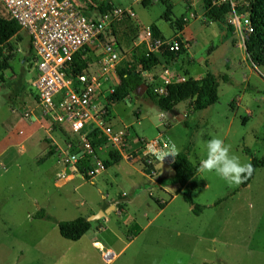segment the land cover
<instances>
[{
	"label": "rangeland",
	"instance_id": "374dc122",
	"mask_svg": "<svg viewBox=\"0 0 264 264\" xmlns=\"http://www.w3.org/2000/svg\"><path fill=\"white\" fill-rule=\"evenodd\" d=\"M72 1L85 10L97 8L102 3L100 0ZM249 1L232 0L236 14L246 17ZM132 2L114 0L123 7ZM134 8L139 24L136 26L140 30L154 25L166 38L182 39L187 49L176 62L163 58L156 69L147 72L144 80L154 93L165 80L172 76L185 78L188 72L194 79L206 71L219 77L228 75L232 83L219 81V101L209 109L194 113L187 105L180 104V112L172 118L160 113L146 93L137 92L111 106L115 127H132L147 141L162 134V139L172 143L171 148L178 153L183 151L191 136L194 148L190 157L197 169L206 156L204 142L211 138L224 140L242 163L249 164L251 160L245 150L254 157L263 158L264 101L252 106H261L255 115L244 109L252 105L253 97L264 100V68L251 62L243 39L235 34L230 24L231 14L227 17L230 28L225 32L206 17L201 0H153L150 6L136 4ZM166 13L172 18L171 24L165 21ZM0 15L8 17L1 4ZM184 19L188 21L184 22ZM128 20L116 25L113 33L126 55L122 66L131 62L138 34L132 22L136 31L127 27ZM179 26L187 37L176 34ZM7 49L3 55L9 56L8 59H0L3 66L0 142L8 136L14 122L22 118L20 109L24 106L34 108L35 91L31 82L36 72L28 35L21 31ZM97 55H83L90 70L97 68ZM191 60L194 63H190ZM165 66L180 69L182 76ZM159 70H163L160 75ZM166 71L169 73L164 75ZM20 78L22 84L15 97L13 89L17 88ZM15 110L17 117H12ZM39 117V112L35 111L32 119L24 121L29 123ZM54 131L59 130L54 127ZM58 136L59 145L38 132L0 155V264H264V169H258L244 189H241V183L228 185L214 173L198 171V187L192 197L195 204L204 209L196 215L182 193L170 186L171 167L161 163L155 166V179L165 189L162 192L143 174L145 171L139 161L127 162L103 146L100 156L104 165L109 161H122L123 164L86 181L69 169L65 170L61 164L60 148L69 151L70 145L74 152L80 153V141L70 134L65 135L66 140L59 133ZM47 145H51L47 157H54L52 172L42 163V152ZM62 173L67 177L64 181L59 180ZM103 196L109 201L112 197L119 202L125 199L123 203L128 206L129 216L136 219L138 226H134V222L125 224L110 212L108 221L105 217L90 222L93 227L88 235L71 242L61 237L56 223L35 219L41 210L59 222L80 217L88 219L105 207ZM162 203L166 205L161 211ZM95 239L112 247L118 257L108 263L92 244Z\"/></svg>",
	"mask_w": 264,
	"mask_h": 264
},
{
	"label": "built area",
	"instance_id": "2783aa9c",
	"mask_svg": "<svg viewBox=\"0 0 264 264\" xmlns=\"http://www.w3.org/2000/svg\"><path fill=\"white\" fill-rule=\"evenodd\" d=\"M134 1L142 4L144 0ZM214 1L231 4L233 14L230 24L245 45V39L254 32L249 15L236 14L232 0ZM0 3L16 20L21 31L28 35L32 48L36 72L31 82L35 91L34 108L27 107L22 112V118L32 119L33 113L38 111L49 125L70 130L80 139V153H74L70 145L69 151L60 149L61 164L65 170L69 169L72 174L83 178L78 164L90 159V166L93 167L89 173L91 177L106 171L99 153L101 148L99 151L94 149L89 139L90 133L97 130L106 138L111 150L128 162L145 160L148 166L153 167L148 177H155L154 162L162 160V156L157 154L171 148V143L162 139L160 134L151 141L139 138L140 148L130 150V128L117 129L107 107L108 96L120 84L118 68L126 60L125 52L113 37V25L125 19L135 26L139 25L136 12L132 8H113L98 18L89 19L72 0H0ZM136 28V48L145 45L148 53H156L163 47H168L171 52L180 50L181 44L177 39L155 38L150 26L141 30ZM80 53L98 54L96 70L78 71L75 61ZM147 76L143 74V78ZM185 80L172 76L160 88L154 89L155 93L166 95L167 85ZM66 178L65 173L59 174L60 181ZM116 257L112 251L103 255L108 263Z\"/></svg>",
	"mask_w": 264,
	"mask_h": 264
},
{
	"label": "trees",
	"instance_id": "16d2710c",
	"mask_svg": "<svg viewBox=\"0 0 264 264\" xmlns=\"http://www.w3.org/2000/svg\"><path fill=\"white\" fill-rule=\"evenodd\" d=\"M201 1L203 3L206 17L214 24H216L220 30L225 32L228 31L230 26L229 24H227V17L233 11L231 4L223 3L221 5H216L214 3V0ZM152 2L153 0H144L142 4L145 6H150ZM249 4L250 6L248 9V15L251 19L254 32L245 39V47L249 57L251 58V62L256 66L264 68V0H250ZM112 9L113 7L110 2L103 1L99 7L89 8L87 10L81 9V12L85 17L94 19L106 14ZM168 15L169 13L165 14V21L171 24L172 18L170 19ZM7 16L8 17L0 16V59L3 57L6 60L9 56L3 55L4 50H8L7 47L9 45V42L21 32V28L16 20H14L8 12ZM183 21L187 22L188 20L186 21V19H184ZM126 22H129L127 24V27L135 30L134 26L131 23L132 21L128 20ZM118 24L119 23H115L113 25V33H115V26ZM150 27L155 38L164 40L169 39L166 38L156 26L151 25ZM182 31L183 28L179 26L175 32L176 34H178ZM175 39H177L181 44L180 50L178 52H171L168 47H163L156 53H148L146 46L142 45L138 48H135L131 62L127 61L123 66L121 65L118 68V77L120 80V84L114 89V92L108 96L107 107L112 119L115 118H113L111 106L124 102L128 97L137 93L141 86L147 85L143 78L144 73L152 72L154 69H156V67H158L163 62V58L172 63L176 62L180 56H183L187 53V49L185 48L182 39ZM29 50L32 54L30 41ZM83 55L86 54L80 53L76 57L75 61L79 72H87L89 70L87 61L83 60ZM1 63L2 62L0 60V79H3L1 76V68L3 67ZM186 77L187 79L185 81L173 82L167 85L166 95H158L154 93L151 90L149 84L147 85L148 90L146 92V95L150 98V100L160 111V113L169 114L172 118L176 114V109L180 104L187 105L189 107V110L194 113L207 110L219 101V81L222 80L227 84L232 83V80L228 75L219 77L214 73H211L210 71H208L207 74L201 79H194L188 73L186 74ZM21 84L22 79L20 78L16 84L17 88L13 89L15 97H18L17 90ZM14 102L15 99L13 100V103ZM27 107L28 106L22 107L20 111L24 113ZM185 124L188 128L187 122H185ZM49 127L52 131H54V127H56L59 130L58 132L65 140V135L70 134L72 136H75L80 141L79 137L74 135L70 130H66L63 127L57 125H49ZM89 139L94 149L98 151L103 146L109 147L106 142V138H104L97 130H94L90 133ZM140 145L141 143L138 142V147H132L130 142V150L139 149ZM193 148L194 143L192 137L190 136L183 151L179 152L175 158V161L172 165L173 175L169 178V182L172 188H177L178 191L182 193L184 201L191 206L193 213L199 215L204 208H202L198 204H195L192 197L193 192L198 187V169L197 166L191 161L190 157ZM245 151L251 156L249 165H251L252 172L251 175L246 176L242 180L241 189L247 188L250 185L258 169H264V157L257 158L252 156L250 151ZM115 153L119 156L117 152ZM139 163L142 164L145 173L148 175L151 172L150 168L153 167L148 166L145 160L140 159ZM111 164L112 162L110 161L106 162V169L110 168ZM78 168L84 180L91 181L92 177L89 175V173L93 171V167L90 166V159L80 162L78 164ZM165 205V203H162L160 206L164 208ZM35 219L56 223L61 237L71 242L79 241L91 229V223L88 222L87 218L85 217H80L76 220L71 221L59 222L53 217L47 215L44 210H41L35 215Z\"/></svg>",
	"mask_w": 264,
	"mask_h": 264
},
{
	"label": "crops",
	"instance_id": "0c3cea01",
	"mask_svg": "<svg viewBox=\"0 0 264 264\" xmlns=\"http://www.w3.org/2000/svg\"><path fill=\"white\" fill-rule=\"evenodd\" d=\"M100 1H106V0H100ZM193 1H195V0H193ZM158 2V1H157ZM157 2L156 3H154V4H157ZM110 4L112 5V7L113 8H122V9H126V8H132L134 11H135V6H136V2L133 0V2H132V4L131 5H129V6H127V7H123V5H117V4H115L114 3V0H110ZM153 4V5H154ZM139 5V4H138ZM140 5H143V4H140ZM136 12V11H135ZM1 16V15H0ZM172 17H173V15H172ZM150 26V25H149ZM183 33H179V34H183V36L184 37H187V33L185 32V30H183L182 31ZM18 36V35H17ZM175 37V36H174ZM14 39V38H13ZM12 39V40H13ZM12 40L9 42V45H10V43L12 42ZM190 53V52H189ZM191 59V58H190ZM190 63H194V61H192L191 60V62ZM188 65H189V63H188ZM172 66H174V65H172ZM166 68H168L170 71H173L174 72V74H177V75H179V76H182V74H181V71H180V69H178V68H175V67H170V66H165ZM164 69V68H163ZM163 71V70H162ZM162 71H160L159 70V75L160 74H162L161 72ZM207 72L208 71H206L205 73H201L200 75H198V77H195V79H201V78H203L206 74H207ZM149 73V72H148ZM189 73V72H188ZM147 74V73H146ZM164 75H165V73H164ZM189 75H190V73H189ZM158 76V75H157ZM184 76V75H183ZM191 76V75H190ZM185 77V76H184ZM186 78V77H185ZM244 98V97H243ZM253 103H252V105L251 106H249V107H246L244 110L246 111V112H248L250 115H255V113L256 112H258V110H261V106H257V107H253L252 108V106L253 105H257V104H261V102H263L264 100L262 99V98H259V99H256L255 97H253ZM264 105V104H263ZM242 107V106H241ZM33 108V107H32ZM177 112H180L179 111V108L177 107ZM13 114L14 113H17V110H15V111H13L12 112ZM186 112H183V114H185ZM12 117H17V115L16 114H14V115H12ZM25 119H23V118H20V119H17L16 120V122H14L15 124L14 125H12L11 127H12V129H10L9 130V134H8V136L7 137H5L1 142H0V155H3L7 150H8V148H10L11 146H13V145H16V144H22V142H24L29 136H31V135H35L36 133H38V132H42V134H43V136L44 135H46V137H47V139H50V140H52V142H54V143H56V144H58L57 142L59 141V136H58V133L59 132H56V131H52V130H50V127H49V124L47 123V122H45V120L44 119H42L41 117H39V119L38 120H33V121H31V122H29V123H27L26 121H24ZM114 121H115V119H114ZM130 129H132V130H130L131 131V140H130V142H131V146L132 147H138V142H139V138H141L134 130H133V128L131 127ZM42 130H44V131H42ZM21 131V132H20ZM132 131H133V133H132ZM18 132H20V133H18ZM60 134V133H59ZM134 134V135H133ZM61 135V134H60ZM42 137V136H41ZM61 137H62V135H61ZM147 141V140H146ZM59 145V144H58ZM50 147H51V145L50 146H48L47 145V147H45L44 149H43V151L44 152H42V157H44L43 158V162L42 163H44V165L46 166V167H48V168H50V170H51V172H52V161L54 160V157H47L48 156V154H49V150H50ZM171 147H172V143H171ZM25 148V147H24ZM60 149H62V148H60ZM101 151L102 150H100V154H101ZM168 151V150H167ZM167 151H165L164 153H167ZM176 153L178 154V152L176 151ZM177 156V155H176ZM176 156L175 157H173V156H171V155H169V156H166V157H162L161 159L162 160H160V161H156V162H154V165L156 166L157 164H159V163H161L162 165H165L166 167H171L172 168V165H173V163H174V161H175V158H176ZM45 157H47L46 159H45ZM45 160V161H44ZM112 162V161H111ZM128 162V161H127ZM121 164H123L122 163V161H117V162H112V164H111V166H110V168L111 167H113V166H120ZM154 166V167H155ZM110 168H108L107 169V171L110 169ZM168 173V172H167ZM146 177H148V175L144 172L143 173ZM169 174V173H168ZM149 178V177H148ZM150 179V181L151 182H153V183H155V185L156 186H158L159 187V189L163 192V190H165V189H162L163 188V186H162V184L161 183H159L158 181H157V179H155V177H152V178H149ZM147 182H148V180H147ZM149 183V182H148ZM141 187V186H140ZM143 188V187H142ZM122 199H124V198H122ZM124 202H125V199L123 200ZM123 201H121V202H119V200L117 201L114 197H112L111 199H110V204L111 205H114L115 206V209L114 210H112L111 211V213H110V215L111 214H115V215H117L119 218H120V220H123V222H125V224H128L129 222H134V226H138L137 225V221H136V219H134L133 217H131V216H129V212H128V206H127V204L126 203H123ZM127 201H129V200H127ZM105 207H107L108 208V205H106L105 204ZM105 207H102V209L101 210H103ZM162 210H164V208H161V211ZM108 216V215H107ZM107 216H106V219H107ZM146 220L148 221L149 220V217L148 216H146ZM107 221H108V219H107ZM93 226H92V224H91V228H92ZM127 227V226H126ZM91 230V229H90ZM86 235H88V234H86ZM85 235V236H86ZM84 236V237H85ZM137 237H135V239H136ZM135 239H133L132 241H130V243H128L126 246H125V248L127 247V246H129ZM92 244L94 245V247L96 248V249H98V250H100L101 252H102V257H103V255H104V253L105 252H107V251H112V252H114L113 251V249H112V247H108V245H106L105 243H103V242H101V241H99L98 239H95V240H92ZM124 250V249H123ZM115 253V252H114ZM118 255L119 254H117V257H118Z\"/></svg>",
	"mask_w": 264,
	"mask_h": 264
},
{
	"label": "clouds",
	"instance_id": "9594fccd",
	"mask_svg": "<svg viewBox=\"0 0 264 264\" xmlns=\"http://www.w3.org/2000/svg\"><path fill=\"white\" fill-rule=\"evenodd\" d=\"M155 118L153 123H155ZM206 156L198 167V171L204 173H214L228 185L240 184L242 180L251 175V165L242 163L240 158L233 154L230 146L221 138H211L204 142ZM158 156L166 157L177 155L174 148H169L167 153L160 152Z\"/></svg>",
	"mask_w": 264,
	"mask_h": 264
},
{
	"label": "water",
	"instance_id": "95a60500",
	"mask_svg": "<svg viewBox=\"0 0 264 264\" xmlns=\"http://www.w3.org/2000/svg\"><path fill=\"white\" fill-rule=\"evenodd\" d=\"M148 90V86L147 85H143L139 88L138 92L140 94L146 93ZM181 118L184 120V116L182 115ZM181 122V121H179ZM82 178V177H81ZM103 200L105 202L106 205H108V208H106L104 211H100L98 214L88 218V222H92V221H98L101 220L102 218H105L107 215H109V213L115 209L114 205L110 204V201L108 198H106L105 196H103Z\"/></svg>",
	"mask_w": 264,
	"mask_h": 264
}]
</instances>
